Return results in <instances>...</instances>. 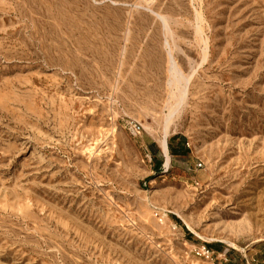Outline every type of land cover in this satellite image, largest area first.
<instances>
[{"label": "rangeland", "instance_id": "rangeland-1", "mask_svg": "<svg viewBox=\"0 0 264 264\" xmlns=\"http://www.w3.org/2000/svg\"><path fill=\"white\" fill-rule=\"evenodd\" d=\"M208 246L264 264V0H0V264Z\"/></svg>", "mask_w": 264, "mask_h": 264}, {"label": "crops", "instance_id": "crops-1", "mask_svg": "<svg viewBox=\"0 0 264 264\" xmlns=\"http://www.w3.org/2000/svg\"><path fill=\"white\" fill-rule=\"evenodd\" d=\"M163 155H164V153H163ZM210 253L214 256L215 261L219 260L220 257L223 258V260L219 261L220 262L219 264H231L232 263V261L230 260L232 255L229 254L230 251L228 249L224 250L222 253H220L216 250H212V251H210ZM254 262H255V264H259V262H257L256 260Z\"/></svg>", "mask_w": 264, "mask_h": 264}, {"label": "bare ground", "instance_id": "bare-ground-1", "mask_svg": "<svg viewBox=\"0 0 264 264\" xmlns=\"http://www.w3.org/2000/svg\"><path fill=\"white\" fill-rule=\"evenodd\" d=\"M167 138L168 137L166 136L165 138H163L161 140V147H162V150H163V153H164V156H165V167H166V169L170 166V163H171V156L169 154V149H168V146H167V144H168Z\"/></svg>", "mask_w": 264, "mask_h": 264}, {"label": "trees", "instance_id": "trees-1", "mask_svg": "<svg viewBox=\"0 0 264 264\" xmlns=\"http://www.w3.org/2000/svg\"><path fill=\"white\" fill-rule=\"evenodd\" d=\"M170 151H171V154L173 156H181V154H183V153H181V150L173 149L172 147H170ZM161 168H162V166L159 165L158 171H161ZM207 248H208L209 252L213 250L212 247H210V246H208Z\"/></svg>", "mask_w": 264, "mask_h": 264}, {"label": "water", "instance_id": "water-1", "mask_svg": "<svg viewBox=\"0 0 264 264\" xmlns=\"http://www.w3.org/2000/svg\"><path fill=\"white\" fill-rule=\"evenodd\" d=\"M167 146H168V144H167ZM169 149V148H168Z\"/></svg>", "mask_w": 264, "mask_h": 264}]
</instances>
